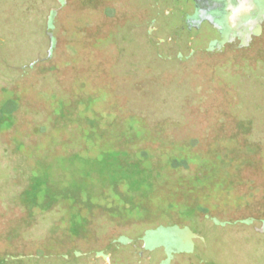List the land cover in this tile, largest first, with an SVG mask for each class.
Here are the masks:
<instances>
[{
	"label": "flooded vegetation",
	"instance_id": "obj_1",
	"mask_svg": "<svg viewBox=\"0 0 264 264\" xmlns=\"http://www.w3.org/2000/svg\"><path fill=\"white\" fill-rule=\"evenodd\" d=\"M54 1L58 11L49 10L47 22L50 27L58 19L62 54H71L75 63L73 84L84 91L75 102L104 94L91 111L90 138L80 136L84 145L97 144L99 120H109L106 131L123 123V135L103 138L123 139L129 149L117 171L122 182L131 176L153 184L165 181L164 164H156L154 173L141 164L147 152L165 151V167L182 168L187 173L177 182L190 184L147 194L149 217L140 219L154 226L137 238L119 231L129 225V217L110 214L115 219L111 232L87 252L78 245L96 240L89 225L98 207L89 198L80 202L78 192L71 205L64 193L60 200L66 205L53 218L58 222H51L40 240L33 230L50 212L48 199L37 205L26 201L19 215L0 207V261L223 264L196 253L208 243L200 225L248 231L264 243V173L258 167L264 158H257L264 154V0ZM49 41L50 56L57 39ZM168 88L180 97L175 114L186 125L175 141L163 128L150 129L144 119L154 116L149 108ZM138 101L146 103V112L128 109ZM88 118L83 116L80 127ZM134 141L148 145L134 152Z\"/></svg>",
	"mask_w": 264,
	"mask_h": 264
},
{
	"label": "rangeland",
	"instance_id": "obj_2",
	"mask_svg": "<svg viewBox=\"0 0 264 264\" xmlns=\"http://www.w3.org/2000/svg\"><path fill=\"white\" fill-rule=\"evenodd\" d=\"M58 7L54 0H0V207L8 215L13 212L19 215L25 211L26 201L37 205L48 199L50 212L43 224L36 221L33 230L40 240L47 236L49 224L58 222V218H53L55 212L66 205L60 200L64 193L71 205L72 196L78 192L80 202L89 198L90 203L98 207L93 211L96 217L89 225L96 240L90 246L78 245L87 252L101 244V235L111 232L112 221H115L111 217L113 214L122 212L129 217L126 221L129 225L119 231L131 238H137L152 228L154 224L146 222L149 219H140L149 217L147 194L153 189L172 188L178 183V175L187 172L182 168L170 170L165 167V151H160V155L147 152L141 164L151 173L155 172L156 164H164L163 171L168 175H165L166 180L153 184L136 179L138 181L131 192L121 182L115 188L121 196H114L116 191L111 184L113 173L110 165L116 163L117 171L123 169L121 159L129 149L121 143L123 139L103 138L106 135H123L127 125L119 123L106 131L109 120H99V132L93 139L97 144L91 148L84 145L80 136L90 138L91 129L87 125L93 123L91 111L104 94H91L81 103L75 102L77 93L84 92L73 84L75 63L69 58L71 54H62L58 19H53L50 27L47 22L48 11H58ZM49 38L57 39L50 56ZM169 88L163 91V87L162 94H158L152 108H149L151 112L148 113L154 116L144 119L150 129L157 131L163 128L175 141L186 125L175 114L180 97L178 100L173 97ZM118 94L121 95L120 92ZM130 104L129 110L146 112L144 101H138L136 106V103ZM169 112L174 115L166 116ZM85 115L89 117L87 123L80 127ZM102 140L103 145L99 143ZM134 142H137L131 145L134 152L148 145L144 141ZM259 157L264 158V154ZM116 158L119 162L114 161ZM262 163L258 166L259 173H264ZM252 171L258 172L256 167ZM178 184L185 189L190 182ZM199 228L208 243L207 248L199 247L196 253L209 263L264 264V243L260 236L248 231H216L208 225H200ZM27 237L25 234L24 239ZM3 248L6 252H13L9 245ZM0 264H25V261L1 260Z\"/></svg>",
	"mask_w": 264,
	"mask_h": 264
},
{
	"label": "trees",
	"instance_id": "obj_3",
	"mask_svg": "<svg viewBox=\"0 0 264 264\" xmlns=\"http://www.w3.org/2000/svg\"><path fill=\"white\" fill-rule=\"evenodd\" d=\"M114 161H116L117 162V158L116 159H114ZM110 168L112 169V173H113V175H111V179H112V185H113V188H114V190L116 191V189L115 188H118L117 186L122 182L120 179H119V176L117 175L118 174V172H116L117 171V166H116V163H114V164H112V165H110ZM112 173H110V174H112ZM121 176H124V173L123 174H121ZM138 180H136V179H133L132 178V176L130 177V179H125L124 180V182H123V184H124V186H128V188H130V192L131 191H133L132 190V188H134V185L136 184V182H137ZM148 182V181H147ZM115 186V187H114ZM115 197H119V196H121L120 195V193H118L117 191H116V195H114Z\"/></svg>",
	"mask_w": 264,
	"mask_h": 264
}]
</instances>
